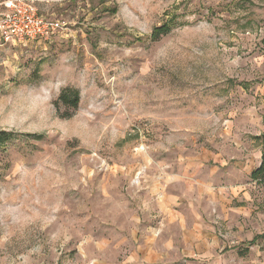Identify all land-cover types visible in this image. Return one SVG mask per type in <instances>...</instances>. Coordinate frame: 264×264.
I'll return each mask as SVG.
<instances>
[{
  "label": "rangeland",
  "instance_id": "374dc122",
  "mask_svg": "<svg viewBox=\"0 0 264 264\" xmlns=\"http://www.w3.org/2000/svg\"><path fill=\"white\" fill-rule=\"evenodd\" d=\"M14 1L0 264H264V0Z\"/></svg>",
  "mask_w": 264,
  "mask_h": 264
},
{
  "label": "built area",
  "instance_id": "2783aa9c",
  "mask_svg": "<svg viewBox=\"0 0 264 264\" xmlns=\"http://www.w3.org/2000/svg\"><path fill=\"white\" fill-rule=\"evenodd\" d=\"M5 7L0 19V33L5 40H46L60 29L59 21L38 16L33 7L20 1L10 0Z\"/></svg>",
  "mask_w": 264,
  "mask_h": 264
},
{
  "label": "trees",
  "instance_id": "16d2710c",
  "mask_svg": "<svg viewBox=\"0 0 264 264\" xmlns=\"http://www.w3.org/2000/svg\"><path fill=\"white\" fill-rule=\"evenodd\" d=\"M170 27L168 25H165L161 28H157L154 31V38L158 39L164 35H166L169 32ZM79 94L78 92L69 94L67 92H64L63 94L60 95V100L63 101L64 103H70L73 106H77L78 102H79ZM5 137V133L2 132L0 134V141H5L7 140ZM252 177L256 180H264V138H263V149H262V161H261V165L258 169H256L253 173H252Z\"/></svg>",
  "mask_w": 264,
  "mask_h": 264
}]
</instances>
